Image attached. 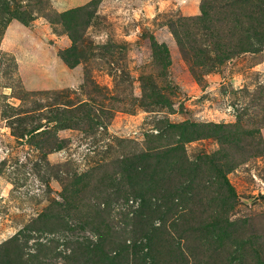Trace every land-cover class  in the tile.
Masks as SVG:
<instances>
[{
    "label": "rangeland",
    "instance_id": "1",
    "mask_svg": "<svg viewBox=\"0 0 264 264\" xmlns=\"http://www.w3.org/2000/svg\"><path fill=\"white\" fill-rule=\"evenodd\" d=\"M90 1L10 0L33 20L13 19L0 42V252L28 264H264V48L220 63L210 44L192 45L203 0H103L70 69L59 53L73 41L44 15ZM152 39L169 52L165 69ZM146 77L165 106L146 95ZM66 117L70 128L55 120ZM171 124L227 126L234 144L211 135L183 144L166 131L183 168L205 176L176 196V215L146 222L128 179L119 191L111 178ZM219 154L229 186L208 176ZM181 179L172 172L163 189L175 193ZM160 197L151 191L150 210L167 203Z\"/></svg>",
    "mask_w": 264,
    "mask_h": 264
},
{
    "label": "trees",
    "instance_id": "2",
    "mask_svg": "<svg viewBox=\"0 0 264 264\" xmlns=\"http://www.w3.org/2000/svg\"><path fill=\"white\" fill-rule=\"evenodd\" d=\"M102 1L103 0H91L83 7L66 11L62 14H55L53 16L44 15L48 18L54 29L56 26L60 25L73 41L72 47L59 53V57L70 69H74L82 61L84 54L83 51L80 50L78 42H81L83 39L82 34L91 24L97 13V8ZM38 4H43V0H39ZM27 8L28 7H26V9ZM30 8L32 7L30 6ZM13 19H17L24 25H28L33 20V15L30 14L29 10H25L24 13L12 11L10 0H0V42ZM189 26L196 30L195 34H193V29L186 34L190 43L193 45V43H199L200 40V46H202V44H210L209 47L211 51L218 56L220 63H222L224 59H231L241 54L259 52L264 48V0H203L201 4V14L191 18ZM197 35L201 37L198 39L196 37ZM176 36V38L180 40L177 32ZM152 48L156 63L161 64L165 69V65L170 62L169 52L166 46L159 45L152 39ZM205 48H199V52L204 53ZM197 57H199V55H197ZM144 82L143 89H145L146 95L149 89L147 96L156 99L157 104L165 106L166 99L158 91L151 78L146 77ZM66 112L68 111H64V113ZM57 116H59V114H57ZM55 120L57 123L64 124L66 128H70L74 121V119L70 117H66L64 120L61 118H56ZM39 129L40 128L36 129V131ZM170 129L180 137L181 143L183 144L195 140V138H204L206 135L216 137L226 146L225 149H228L234 144L231 129L227 126L223 127L222 125L209 124L197 128L189 124H187V126L184 124L179 126L171 124L167 129L162 130V135L160 136L148 135V149L146 152L134 154L132 157L127 156L122 158L119 162L120 170L117 171L119 175H113L111 180L119 181L118 184L120 188H118V190L121 191L123 190L121 186L124 185L123 180L128 179L127 184L130 187L129 190L133 195L142 199L144 203L141 211L144 214L141 216L146 218V222H150L156 215H159L160 218H166L170 214L171 217L176 215V196H179L180 199H182V197L186 199V195H184L186 191L183 190L188 189L189 193L193 194L194 184L197 180L201 182L205 176L203 168L200 166L191 165L189 163L188 166L185 165L186 167L183 168L182 161L184 164V157L182 160H180V156L174 157L173 153L176 152V149H171L164 145V141L168 139L166 131ZM179 148H182L184 153V146H179ZM219 156V159L216 155L209 158V161H212L214 172L213 174H208V176H214L217 181H222V185L229 186L226 177L228 171L225 168H230V165L228 166L223 162L226 156L221 154H219ZM206 165L209 166L208 163ZM172 172H175L182 178L179 182L180 186L179 184L176 185L175 193L174 189L172 191L164 190V185H162L167 175H171ZM157 188H159L161 200L164 202L167 201V203L162 208H153L150 210L151 202L148 196L151 195L152 190L155 192ZM118 192H116L115 195ZM110 197L111 196H108V198ZM157 199L159 200V197ZM154 230L155 228L153 231ZM153 231L151 230L150 232ZM147 239L152 242L150 235L147 236ZM4 251V253L0 252V264H28L25 260L21 261L23 258L19 261L15 258L12 259L7 250ZM102 253L101 257L97 258L99 260L100 258H104V260L107 261L108 254L105 253L102 257Z\"/></svg>",
    "mask_w": 264,
    "mask_h": 264
}]
</instances>
